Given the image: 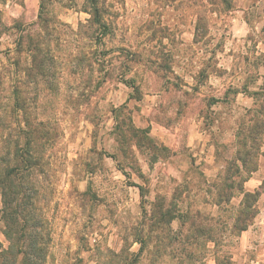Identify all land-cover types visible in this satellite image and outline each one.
<instances>
[{
  "label": "rangeland",
  "instance_id": "rangeland-1",
  "mask_svg": "<svg viewBox=\"0 0 264 264\" xmlns=\"http://www.w3.org/2000/svg\"><path fill=\"white\" fill-rule=\"evenodd\" d=\"M231 2L99 0L104 30L86 0H0L3 104L24 90L50 125L35 202L44 264H264V134L253 173L230 165L261 117L264 0ZM40 15L53 57L45 82L26 77L29 52L16 51L21 36L43 34ZM256 191V216L235 231L244 192ZM3 210L0 194L1 250L16 242Z\"/></svg>",
  "mask_w": 264,
  "mask_h": 264
},
{
  "label": "trees",
  "instance_id": "trees-1",
  "mask_svg": "<svg viewBox=\"0 0 264 264\" xmlns=\"http://www.w3.org/2000/svg\"><path fill=\"white\" fill-rule=\"evenodd\" d=\"M86 1L91 16L89 21L98 26L99 29H107L108 25L103 12L98 6L99 0ZM208 1L212 6H216V10L219 11L224 10L221 5L233 7L231 0ZM216 10L213 9V11ZM40 23L39 26L43 34L21 36L17 42L16 51L22 53L26 48L29 52L30 65L24 69L26 77L45 82L54 75L52 72L53 57L51 48L47 44L49 39L45 36L49 35L47 21L43 20L41 15ZM206 28H208L206 23H197L196 36H204ZM12 65L17 66L18 63L12 62ZM262 89L260 96L263 105L259 112L261 117H257L253 126L248 129L249 136L238 139L235 156L230 163L237 172L244 169L248 174H251L256 170L254 160L258 159L261 149L257 142L259 136L264 134L262 129L264 127V85ZM42 93L43 89H38L36 97L39 98ZM29 100L30 96L27 92L16 88L7 98L6 104H3L5 96L2 97L0 90V194L3 197L4 205L2 218L7 223V235L12 240H16L4 250H1L0 244V264H44L42 261L47 254L43 242L45 236L42 233L44 216L36 214L35 202L38 201L41 194L38 186L40 181L37 175L45 173L47 165L44 148L50 140V125L48 120L30 113ZM16 112L20 113V118L13 126L11 115ZM233 168H228L222 191L219 190L218 192L225 203L231 202L233 198V194L229 193L234 188L235 172H231ZM259 195V191L244 192L242 208L233 226L235 231L243 232L246 230L251 220L256 216L255 203ZM158 215V217L154 216L157 224L170 222L166 213H159ZM191 226L196 227V231L203 232L202 227L195 226L193 223ZM18 257H21L20 262H17ZM218 264L234 263L229 257H225Z\"/></svg>",
  "mask_w": 264,
  "mask_h": 264
}]
</instances>
